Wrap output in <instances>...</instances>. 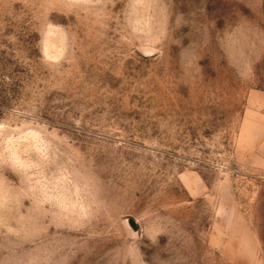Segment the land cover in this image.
Returning a JSON list of instances; mask_svg holds the SVG:
<instances>
[{
	"label": "rangeland",
	"instance_id": "1",
	"mask_svg": "<svg viewBox=\"0 0 264 264\" xmlns=\"http://www.w3.org/2000/svg\"><path fill=\"white\" fill-rule=\"evenodd\" d=\"M0 264H264V0H0Z\"/></svg>",
	"mask_w": 264,
	"mask_h": 264
},
{
	"label": "water",
	"instance_id": "2",
	"mask_svg": "<svg viewBox=\"0 0 264 264\" xmlns=\"http://www.w3.org/2000/svg\"><path fill=\"white\" fill-rule=\"evenodd\" d=\"M134 228V227H133Z\"/></svg>",
	"mask_w": 264,
	"mask_h": 264
}]
</instances>
